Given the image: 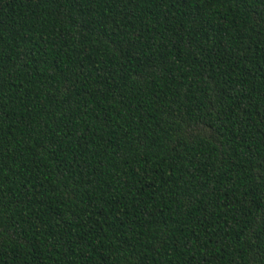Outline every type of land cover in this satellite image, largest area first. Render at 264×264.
Returning <instances> with one entry per match:
<instances>
[{
  "label": "trees",
  "instance_id": "1",
  "mask_svg": "<svg viewBox=\"0 0 264 264\" xmlns=\"http://www.w3.org/2000/svg\"><path fill=\"white\" fill-rule=\"evenodd\" d=\"M0 264H264V0H0Z\"/></svg>",
  "mask_w": 264,
  "mask_h": 264
}]
</instances>
